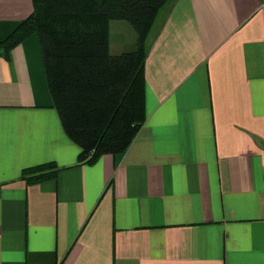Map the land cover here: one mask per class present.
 <instances>
[{
  "label": "crops",
  "instance_id": "obj_1",
  "mask_svg": "<svg viewBox=\"0 0 264 264\" xmlns=\"http://www.w3.org/2000/svg\"><path fill=\"white\" fill-rule=\"evenodd\" d=\"M33 11L0 0V42ZM155 27L147 120L94 164L39 36L0 57V264H264V0H173ZM47 163L55 177H22Z\"/></svg>",
  "mask_w": 264,
  "mask_h": 264
},
{
  "label": "trees",
  "instance_id": "obj_2",
  "mask_svg": "<svg viewBox=\"0 0 264 264\" xmlns=\"http://www.w3.org/2000/svg\"><path fill=\"white\" fill-rule=\"evenodd\" d=\"M173 0H33L34 11L7 39L0 57L34 34L40 38L54 106L79 161L122 157L147 120L145 66L156 23ZM166 7V8H167ZM125 21L137 33L135 50L111 52V23ZM53 163L23 170L37 183L55 177Z\"/></svg>",
  "mask_w": 264,
  "mask_h": 264
},
{
  "label": "rangeland",
  "instance_id": "obj_3",
  "mask_svg": "<svg viewBox=\"0 0 264 264\" xmlns=\"http://www.w3.org/2000/svg\"><path fill=\"white\" fill-rule=\"evenodd\" d=\"M166 7L162 11V13H161V15L157 21L158 23H159L161 16L165 12ZM116 23H119V22L113 21V23H112V25H113L112 31H111V52H112V54L119 55V54L124 53V52L135 50L136 46H137L136 44H137V37L138 36H137L136 30L134 29V27L132 25H130L128 22L124 21L122 23H124L125 25H127V27H129V31L126 29H123V31L121 33L119 32L117 34L114 30V25H116ZM155 31H156V27L154 28L152 36H153ZM134 36H135V40H133Z\"/></svg>",
  "mask_w": 264,
  "mask_h": 264
}]
</instances>
